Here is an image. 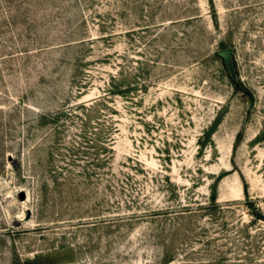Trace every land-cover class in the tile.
Segmentation results:
<instances>
[{"label":"rangeland","instance_id":"374dc122","mask_svg":"<svg viewBox=\"0 0 264 264\" xmlns=\"http://www.w3.org/2000/svg\"><path fill=\"white\" fill-rule=\"evenodd\" d=\"M0 264H264V0H0Z\"/></svg>","mask_w":264,"mask_h":264}]
</instances>
